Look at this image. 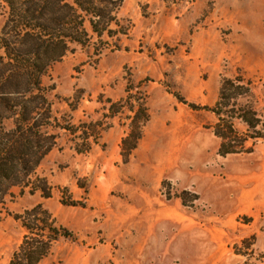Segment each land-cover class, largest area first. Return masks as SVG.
<instances>
[{
    "label": "rangeland",
    "instance_id": "obj_1",
    "mask_svg": "<svg viewBox=\"0 0 264 264\" xmlns=\"http://www.w3.org/2000/svg\"><path fill=\"white\" fill-rule=\"evenodd\" d=\"M111 1L42 78L55 145L1 200L0 264L36 205L65 230L39 264H264V0ZM9 14L0 0V36ZM237 79L260 124L234 119L245 148L222 156L210 109Z\"/></svg>",
    "mask_w": 264,
    "mask_h": 264
},
{
    "label": "trees",
    "instance_id": "obj_2",
    "mask_svg": "<svg viewBox=\"0 0 264 264\" xmlns=\"http://www.w3.org/2000/svg\"><path fill=\"white\" fill-rule=\"evenodd\" d=\"M5 2L10 14L0 36V204L10 187L28 182L55 145V137L48 128L57 124V120L48 97L50 89L42 81L47 69L65 56L71 43L87 37L84 15L92 18L90 24L98 36L111 22L104 21L98 0ZM240 82V79L225 80L219 89L218 102L210 109L218 118L214 135L221 140L222 156L243 152L245 148V141L234 128V119L252 130L260 124L252 109L236 104V98L248 92ZM227 108L228 117L224 111ZM141 113L147 122L144 107H139L131 119L130 134L122 141L123 151L127 147L133 150L141 138L137 125ZM255 134L258 137L254 139L262 137L259 132ZM36 180L42 186L43 197L49 198L46 181ZM14 219L21 223L25 235L8 264H39L65 233L63 228L55 226L41 205L15 215Z\"/></svg>",
    "mask_w": 264,
    "mask_h": 264
}]
</instances>
